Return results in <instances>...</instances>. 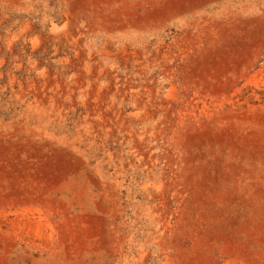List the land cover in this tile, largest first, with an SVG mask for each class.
I'll return each mask as SVG.
<instances>
[{"label": "rangeland", "instance_id": "obj_1", "mask_svg": "<svg viewBox=\"0 0 264 264\" xmlns=\"http://www.w3.org/2000/svg\"><path fill=\"white\" fill-rule=\"evenodd\" d=\"M0 264H264V0H0Z\"/></svg>", "mask_w": 264, "mask_h": 264}]
</instances>
